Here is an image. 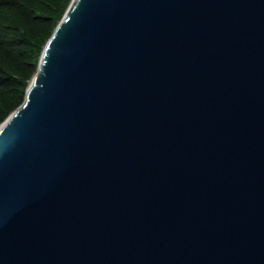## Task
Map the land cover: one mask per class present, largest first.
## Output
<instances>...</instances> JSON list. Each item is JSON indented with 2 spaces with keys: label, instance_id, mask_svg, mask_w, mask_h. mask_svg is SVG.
<instances>
[{
  "label": "water",
  "instance_id": "obj_1",
  "mask_svg": "<svg viewBox=\"0 0 264 264\" xmlns=\"http://www.w3.org/2000/svg\"><path fill=\"white\" fill-rule=\"evenodd\" d=\"M0 264H264V0H72L0 125Z\"/></svg>",
  "mask_w": 264,
  "mask_h": 264
},
{
  "label": "trees",
  "instance_id": "obj_2",
  "mask_svg": "<svg viewBox=\"0 0 264 264\" xmlns=\"http://www.w3.org/2000/svg\"><path fill=\"white\" fill-rule=\"evenodd\" d=\"M72 0H0V125L24 101L43 48Z\"/></svg>",
  "mask_w": 264,
  "mask_h": 264
}]
</instances>
